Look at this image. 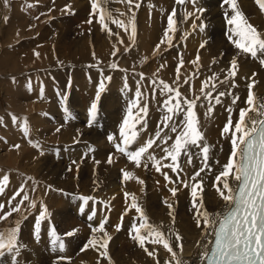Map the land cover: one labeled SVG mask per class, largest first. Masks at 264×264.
<instances>
[{"label": "bare ground", "instance_id": "1", "mask_svg": "<svg viewBox=\"0 0 264 264\" xmlns=\"http://www.w3.org/2000/svg\"><path fill=\"white\" fill-rule=\"evenodd\" d=\"M49 1L50 0H48V4L50 3ZM69 3H71V1ZM135 3L140 6H132V12L135 13L134 22L136 32L134 41H130V43L128 42L131 34L130 29L126 31L125 27H118L116 23H112L111 21L106 22L105 26L102 27L101 22H99V14L97 13L91 16L90 13L93 11L91 3L85 2L84 4L80 3L82 5L81 10L87 14L89 20H92V24L90 27L89 23L88 27L90 28H86L85 25L87 21L80 19L82 16L79 14L80 18L77 21L80 22L81 27L78 28L80 30V36L78 37L76 48H72V46L66 44L67 46H52L48 50H46V47H41L36 50L35 43L37 44L39 40H33L34 37L32 39L33 41H31L32 37H29V29L27 32H18L19 28H23L24 30L27 23L23 24V26L20 24L17 25L18 22L16 23L12 12L13 4L9 2V4L7 3L9 6L6 7L4 0H0V9L2 7L0 10V64L4 65L3 67L6 68L10 56L3 57V54L4 56L11 55V53L8 54L5 52L7 46L4 47V43L10 48L9 44L24 40L21 42L24 46L22 47L24 50H22L25 51V47L27 48V51H25L26 58L23 59L22 57V59L12 62L13 64L11 63L12 65H9L7 68L8 72L2 70L3 72L0 73V79L2 76H7L5 80L3 79L6 84H9L12 79L19 85L17 89L20 90V88H22L27 94L30 92L29 90H31L30 87L32 83L28 78L31 77L34 79L38 76L39 80H37V87L40 88V83L43 84L44 88L47 89L46 91L49 92L48 95L54 92L56 93V88L59 87L58 90L61 91L59 96H66L70 99L69 101H79L81 105L85 107L84 113L88 111L90 104L95 101L101 110L100 112H104L107 118V120L104 121L106 132L108 130L111 132L112 130L111 134L116 137V143L119 142V126L124 116L127 114L129 102L135 98L139 85V90L142 93L139 103L141 107L145 104L148 106L147 116L145 118L146 126L140 131L135 143L132 144L129 150H136L139 146L143 145L146 140L153 137L160 121L166 114L161 105L168 97L166 95H161L160 89L162 85L159 83L160 81L166 82L173 88H178L181 96L187 97L189 100H193L197 96H200L201 99L196 101L195 111L201 126L200 130L205 136L204 142L211 145V150L208 160L210 170L205 169V171L201 172L200 177H198V179L203 180V191L198 194L202 200L203 210H207L210 216H216L227 208L215 187V177L223 170V166L228 162L232 150L230 134L231 131L234 130V127L230 129L229 134L222 135L221 132L230 116L233 119L234 125L235 121L239 120L240 110L250 107L245 101L247 100L249 92L248 84L251 83L253 79L255 80L254 87L252 88L254 97L258 98L260 101H264V66H261L259 61L251 58V56L239 53L229 41V26L225 20V12L228 11L229 15H231V9L227 5H224L222 0H196L195 7L191 0H186L184 4H177L176 0H135ZM34 4L36 3L34 2ZM237 5L248 22L253 25L259 33L264 35V12L261 11L256 0H237ZM37 6H40V4H37ZM50 6L52 7V5ZM58 6H55L52 13L32 17L34 21L31 22V27H36L37 30H41L45 22H49V24L52 25L54 21L57 29L60 27H69L71 21L74 20L72 16V12H74L73 8L80 9V5H69L72 7L71 11L66 9L65 6L61 5L59 8ZM44 7L48 8L49 6H43V10H45ZM70 7L67 8L70 9ZM103 7L111 12L113 18L124 22V24H127L124 15H132V12L128 10L129 5L125 2H120V0H105ZM64 8L66 10H64ZM197 9H203V12H197ZM173 11H175V16L173 18L174 30L170 33L172 44L170 46L167 44L161 45V49L154 54V49L160 42L168 26V14L173 13ZM121 13H123V15H121ZM188 13H194V15L189 16ZM76 16H78V14ZM197 16H199V19L196 18ZM5 17H7V20H5ZM37 17L39 19H37ZM193 23L197 25L196 28H193ZM201 23L205 25L203 31H201L199 27ZM73 25L74 24H71L70 28H72ZM42 28L44 31L42 36L48 35L44 27ZM108 29L111 30V35ZM77 31L78 30H76V33ZM34 33L36 34L35 31ZM2 39H4V42L1 41ZM120 41H122V43ZM127 42L129 44L125 45ZM31 43L34 48L28 46ZM202 44L204 45L203 47H201ZM126 48L128 49L127 51L125 50ZM114 50L116 51L115 56L113 55ZM16 51L18 52V50ZM92 51L93 53L90 54ZM233 57L237 59L238 71L234 79H229L222 83L221 81H224L227 70L230 68V61ZM181 60H183V65L179 70L180 79L176 82L177 67L180 65ZM141 61H143V63ZM113 63L117 65L116 68L110 66ZM162 65L163 67H161ZM74 68L77 69L74 70ZM95 68H101L102 70L99 71L97 69L95 71ZM103 69L105 71H103ZM30 72L32 75L29 74ZM141 73L144 77L143 80H141ZM253 73H255L254 77L252 75ZM213 74L217 76V79L214 81L216 91L213 92V96H216L219 92H224L225 95L220 98L221 102L219 104H216L215 100H212L214 108L209 115L207 114L209 102L203 98L200 90L202 83L212 77ZM109 77L110 79H106ZM102 80L105 88L100 94L99 99L96 100L97 87ZM154 80L156 81L155 84L152 83ZM4 81L1 83H4ZM185 81L187 82L185 83ZM1 83L0 85L2 86ZM125 83H127V88H125ZM233 83L235 87H232ZM34 84L36 85L35 81ZM56 84L58 86L54 87L53 85ZM6 86H4V88ZM211 86L212 84L210 82L208 87L205 88V92L210 91ZM9 89L10 88H8V90ZM1 92L2 90H0V100L2 101L4 95L2 97ZM229 92H231L232 95H228L227 93ZM44 94L47 97L46 92ZM28 97H26V100L30 102L31 99ZM233 97H239L235 104L232 102ZM32 103L34 104V102ZM173 103H175V101H173ZM1 106L2 104H0V112L4 114V110H6L4 108L6 107L3 106L4 108L2 109ZM33 106H29L27 110L21 112L25 114L23 116L21 115L22 118H19L20 120L15 123L12 122L13 120L6 122L0 119V178L5 175L9 177L4 192L0 194V204L4 205V208L0 210V215L8 212L10 208L15 207L25 194H27L29 198L24 201L22 212H13L6 222H0V230H4L9 226H15L19 223L20 231L18 237L20 239H25L26 237H28V239L29 237L32 238L31 241L33 242H30L31 244L28 242L29 245L26 243L28 246L24 245L25 247H22L23 245H21L19 248L18 255L16 256L18 264H176L171 253L167 251L162 244L152 243L146 240L144 247H141L130 237L129 230L133 223H140L138 218L139 214L134 208L130 207L132 196L135 197L136 202L146 215L148 222L159 228L184 264H205L203 254L209 250V241L213 239V237L207 233L211 232L212 229L209 228L205 230L203 223H201L200 227L197 226L194 215L195 209L192 208V198L190 195L191 184L193 183L190 177L202 167V160L198 148L194 146L190 148L189 154L191 155L192 163L187 162V156L183 154L180 156L179 162L182 170H180L178 174L172 172L171 168H161V171L157 172L155 168L152 167V163L147 160V154L143 158L141 166L136 167L134 163L128 160L127 156L116 151L114 143H95L90 148L88 147L87 150V147H81L79 150V146L76 147L75 142L78 141L81 135L83 136L82 138L86 140L87 136L90 137L91 135V132L88 133L89 127L87 126L85 127L88 129L81 128L80 131H82L79 132L73 130L75 127H73L72 130L69 129L74 124L70 125L71 127L69 126L68 129L66 127L67 124L66 126L64 125L66 129L63 128L64 132L61 131L62 134L64 133L63 137L57 139L55 144H52L54 141L50 142L45 140L44 137L41 138V131L40 137L34 135L32 139V132L34 131L32 126L30 123L28 125H22V122L23 119L28 118V113L34 110ZM229 108L231 112L228 111ZM12 111L15 112L13 108H11L9 112ZM37 112H40V110H37ZM53 112L54 111L50 112V115H53ZM100 112L98 113L99 116ZM44 113L42 112V116ZM6 115L5 113V116ZM9 115L11 114L9 113ZM64 115H66V113H64ZM38 116H40V114H38ZM248 116L254 120L264 119V117L259 116L256 112H249ZM15 117L17 118V116ZM43 117L46 119L45 116ZM87 117L88 116H86V119H88ZM32 118H34V116ZM182 120L183 114L174 117V121L177 123ZM34 121L36 120H33V122ZM86 121L83 120L84 124ZM42 122L41 123L44 124V121ZM44 126L43 128L45 130L46 127ZM160 126L162 127V125ZM25 127H27V135L23 130ZM140 127V125H137L138 129ZM247 127H253L250 120L247 122ZM35 129L38 130L37 128ZM2 131L4 133H2ZM104 131L103 134L105 133ZM164 131L168 137L172 138L168 141V144L171 145L175 140L176 133L167 129ZM59 132L60 131H58L56 135H58ZM10 134H12V137L9 136ZM49 139L51 140V138ZM99 139L101 138L99 137ZM94 140L98 141V139L95 138ZM74 143L75 150L65 152L70 146L72 147ZM15 145H19V148L14 147ZM33 145H38V147H33ZM164 147H166V145L157 141V144H154L153 147L149 149V153L154 155L157 159H160L165 155L162 150ZM3 150L8 153L5 154L6 157L2 155L3 153L1 154ZM36 150L38 155L35 154ZM109 154L112 155L111 163H108ZM88 155L93 157V161L88 165H80L86 172L82 178L87 185L93 186L95 184H93L94 180L92 179V175L97 167L100 168V166L103 165L102 169L104 170V181L101 187L103 192V197L100 201L101 204L96 208L90 205V210L93 208L91 211L87 209L89 205L83 206V201L80 199L88 195V187L85 183L80 184L77 190L76 188H72V184L74 183L71 184V182H69L71 187L67 184L66 188L63 184L65 191L61 190V192L57 193H55L54 190H49L48 186L46 187L48 181L55 183L57 180L55 174H50L48 177L46 175V170L51 166H58L60 169L63 168L67 173H73L76 163L78 161L84 162ZM101 157L102 164H100ZM95 160H99V163H95ZM144 163L148 164L147 168L143 166ZM162 163L167 164L170 163V161L163 160ZM48 164L50 167H47ZM78 168H76V170ZM122 169L133 173L134 178L128 181H122ZM163 173H167L173 182L169 183L166 181ZM96 174L95 172V175ZM74 178L72 179L74 180ZM135 178L142 180L143 184L138 183ZM79 179H77V181ZM181 180L186 181L189 187H184V185L180 183ZM228 182L233 188H235L238 183L234 180L233 175L228 177ZM39 185L41 186L39 187ZM58 185L56 186L59 187ZM22 186L23 191H20ZM172 187L178 188L175 197H173L169 191ZM220 187H222V185H220ZM17 192H19V195H15ZM125 193H129L130 195L126 198ZM14 195L15 199H12ZM70 196H72V200H70ZM90 197L93 198L91 202L94 201L96 203L99 201V197H96L98 198L97 200L93 194H91ZM76 199L79 204H77L78 206L74 204ZM10 201L11 203H9ZM30 201L35 202V207L29 206ZM168 204L172 205L171 215L169 214L170 209ZM42 205L47 210V217L40 224L39 232H41V234L35 236L34 226L40 215ZM85 208V211L82 210ZM69 209L73 210V217ZM93 212H95V216L90 221L88 216ZM105 218H107V222L105 223L104 230L111 237L107 246V253L108 257H110V261L107 258L101 257L96 248L91 245L87 248L84 247L93 235L98 238L104 236V232L93 234L92 226H98ZM88 225L90 226L88 227ZM117 225H121L119 231H117ZM52 228L55 229L57 235L64 242V251L62 252L50 241V229ZM73 230L75 231L72 236L65 235L67 232ZM177 234L181 237L179 241L176 239ZM133 235H135V233H133ZM145 248L153 252L154 255H148ZM0 258L3 262L12 264V255L5 254ZM61 259L64 262H61Z\"/></svg>", "mask_w": 264, "mask_h": 264}, {"label": "snow or ice", "instance_id": "2", "mask_svg": "<svg viewBox=\"0 0 264 264\" xmlns=\"http://www.w3.org/2000/svg\"><path fill=\"white\" fill-rule=\"evenodd\" d=\"M120 2H125L129 5V12H132L133 5H135V7L140 6L135 3V0H120ZM176 2L177 4H184L186 0H176ZM191 2L195 7L196 0H191ZM90 3L93 10L90 15L94 16L98 13L100 16L99 22H101L102 27L105 26L106 22L111 21L112 23H116L118 27H125L126 31L130 29L131 34L129 39L130 41H134L136 32L134 12H132V16L128 18L127 24H124V22L113 18L111 12L103 7L105 0H90ZM222 3L231 9V15H229L228 11L225 12V20L229 26V41L239 53L251 56V58L258 60L261 66H264V35L259 33L257 29L248 22L244 14L239 10L237 0H222ZM256 3L261 11L264 12V0H256ZM5 4H7V0H5ZM28 6L31 7V5ZM196 11L202 13L203 9H197ZM121 15H123V13H121ZM188 15L191 16L194 15V13H188ZM174 16L175 11L168 14V26L165 29L160 42L156 45L154 54L161 49V45L167 44L170 46L172 44L170 33L174 30ZM196 18L199 19V16ZM37 19L39 18L37 17ZM5 20H7V17H5ZM91 22L92 20L90 19L88 23ZM196 27L197 25L193 23V28ZM199 27L200 30L203 31L205 25L201 23ZM108 31L111 35V30L108 29ZM120 42L122 43V41ZM203 46L204 45L202 44L201 47ZM125 50L127 51L128 49L126 48ZM113 55H116L115 50L113 51ZM141 62L143 63V61ZM182 65L183 60L180 61V65L177 67L176 82L180 79L179 70ZM110 66L112 68L117 67L115 63ZM161 67H163V65ZM237 71V59L236 57H233L230 61V68L227 70V75L225 76L224 81L221 82L223 83L229 79H234ZM252 75L254 77L255 73ZM106 79H110V77ZM143 79L144 77L141 73V80ZM216 79L217 76L213 74L212 77L202 83L200 90L203 98L209 102L207 107V114L209 115L214 108L212 100H215V103L219 104L221 102L220 98L225 95L224 92H219L216 96H213V92L216 91L214 83ZM186 82L187 81H185V83ZM210 82L212 84L211 90L205 92V88L208 87ZM152 83L155 84L156 81L154 80ZM159 83L162 85L160 89L161 95H166L168 98L165 99L161 105L166 114L160 121L154 136L146 140L144 144L139 146L136 150H129L132 144L135 143L140 131L146 126L145 118L147 116L148 106L145 104L141 107L139 103L142 93L140 92L138 85L135 98L129 102L127 114L124 116L123 121L119 126V142H115L116 137L112 134L107 136L108 141L114 143L116 151L127 156L128 160L134 163L136 167L141 166L143 158L147 154V160L152 163V167L155 168L157 172H160L161 168H171V171L177 174L182 170L179 162L180 156L182 154L187 156V162L192 163V158L189 154L190 148L193 146L198 148L202 160V167L190 177L191 181H193L191 184L190 195L192 198V208L195 209L194 215L197 226L200 227L201 223H203L205 230L209 228L212 229L211 232L207 233L213 237V240L209 241L211 247L203 254L205 264H264V119L254 120L248 116L249 112H256L259 116L264 117V101H260L258 98L254 97L252 91L255 80L253 79L252 82L248 84L249 92L245 103L250 107L247 109L242 108L240 110L239 120L235 121L234 125L233 119L230 116L221 132L222 135L229 134L230 129H233L234 127V130L231 131L230 134L232 150L228 162L223 166V170L215 177V187L227 208L216 216H210L207 210H203L202 200L198 194L203 191V180L198 179V177H200L201 172L205 171V169H209L208 160L211 150V145L204 142L205 136L200 130L201 126L195 111L196 101L200 100L201 97L197 96L195 99L189 100L187 97L181 96L178 88H173L164 81H160ZM232 87H235L234 83L232 84ZM104 88L105 85L102 80L97 87L96 100L99 99ZM125 88H127V83H125ZM227 94L232 95L231 92ZM66 99V96H62L61 103L64 104ZM238 99L239 97H233V104H235ZM173 101H175V103H173ZM63 110L66 113V119H70L71 117L68 115V109L65 107ZM228 111L231 112V109L229 108ZM97 114L98 104L93 101L90 104L87 113V126L91 127L94 125ZM181 114H183V120L179 123L175 122L174 117ZM12 118L15 123L16 117L13 116ZM248 120L251 121L253 127H247ZM24 124L26 125L27 122L25 121ZM137 125H140L141 127L138 129ZM160 125H162V127ZM165 129L176 133L175 140L171 145L168 144V141L172 138L166 135V132L164 131ZM23 130L27 135V127ZM57 131H59V129H57ZM257 132L258 136L254 138L253 134ZM157 141L166 145V147L162 149L165 155L160 159H157L154 155L149 153V149H151L154 144H157ZM14 147L19 148V145H15ZM33 147H38V145H33ZM163 160H169L170 163L163 164ZM111 162L112 155L109 154L108 163ZM96 163L98 164L99 161ZM143 166L147 168L148 164L144 163ZM121 171L122 181H128L134 178L133 173L123 169ZM163 174L166 181L169 183L173 182L167 173ZM230 175H233L234 180L238 182L235 188H233L228 182V177ZM8 179L9 177L7 175L0 178V194L4 192ZM135 179L138 183L143 184V181L139 180V178ZM180 183L186 188L189 187V184L186 181L181 180ZM220 185H222V187H220ZM20 191H23V186ZM169 191L172 196L175 197L178 188L172 187ZM15 195H19V192ZM15 195L12 199H15ZM129 195V193H125L126 198ZM28 199V195L25 194L15 207L10 208L8 212L0 215V222H6L13 212H22L23 203ZM80 199L85 205L90 200H93L92 197H81ZM9 203H11V201ZM29 206L35 207V202L30 201ZM130 207L134 208L139 214L138 218L140 221L139 224L133 223L129 230L130 237L141 247H144L146 240L152 243L162 244L163 247L171 253L176 264H184L159 228L148 222L146 215L136 202L134 196H132ZM168 207L170 209L169 214L171 215L172 205L168 204ZM3 208L4 205L0 204V210ZM94 216L95 212L91 213L88 216V219L91 221ZM46 217L47 210L42 205L40 215L34 226L35 236L39 235L40 224L46 219ZM106 222L107 218L102 220L98 226H92L93 234L104 232V236L98 238L93 235L84 247L87 248L91 245L96 248L101 257L107 258L110 261V257H108L107 253V246L111 237L104 230ZM116 228L117 231H119L121 225H117ZM19 231V223L15 226H9L4 230H0V257L5 254L12 255V264H18L16 256L21 247L18 242ZM74 231L75 230L69 231L65 235L72 236ZM133 233H135V235H133ZM176 239L179 241L181 237L177 234ZM50 241L59 251H64V242L57 235L54 228L50 229ZM145 251L148 252V255L150 256L154 255V253L148 251L147 248H145Z\"/></svg>", "mask_w": 264, "mask_h": 264}, {"label": "rangeland", "instance_id": "3", "mask_svg": "<svg viewBox=\"0 0 264 264\" xmlns=\"http://www.w3.org/2000/svg\"><path fill=\"white\" fill-rule=\"evenodd\" d=\"M10 3H12L13 4V10H12V12H13V17L15 18V21H16V23H17V25L18 24H20V25H22L23 26V24H26V27H25V29L23 30V28L21 29V28H19L18 30V32H21V31H23V32H27V30H28V32H29V37H32L31 38V41H33V40H39L38 41V43L36 44L35 43V48H37L36 50H38V49H40L41 47H46V50H48L50 47H52V46H54V47H59V46H72V48H76V43L78 42V37L80 36V30L78 29V28H80L81 27V25H80V22H78L77 20L80 18L79 17V14H80V16H82L80 19H82V20H86L87 21V23H86V28H90L91 27V24L92 23H90V25H89V23H88V21H89V19H88V17H87V14L86 13H84V12H82V10H81V8H82V5L81 4H84L85 2H90V0H82V1H80V0H57V2H56V0H50L49 2L50 3H52V4H48V0H7V3L9 4V2ZM37 1H38V3H37ZM61 1V2H60ZM68 1V2H67ZM71 1V3H69ZM4 2H5V0H4ZM34 2L36 3V4H34ZM56 2V3H55ZM60 4H59V3ZM53 3H54V5L55 6H58V8L62 5V6H65L66 7V9H68L69 11H71V8L72 7H70V6H77V5H80V9H75V8H73L74 9V12H72V16H73V18H74V20H72L71 21V23H70V26H71V24H74L73 25V27L72 28H70V26L69 27H67V28H58L57 29V27L55 26V21L53 22V24L51 25V24H49V22H45L43 25H42V27H44V30L46 31V32H48L47 34L48 35H45V36H42V34H43V28L41 27V30L39 29V30H37V28L36 27H31V21H32V18H30V17H28L27 18V15H29V14H32V13H34V15L36 16V15H45V14H49V13H52L53 11H54V8H55V6L53 5ZM58 3V4H57ZM66 3V4H65ZM77 3V4H76ZM81 3V4H80ZM8 4H6V7H8L9 5ZM37 4H40V6H37ZM42 4V5H41ZM28 5H31V7H29ZM50 5H52V7L50 6ZM70 5V6H69ZM43 6H49L48 8H49V10H48V8H46V7H44L45 8V10H43ZM67 7H70V9L69 8H67ZM40 8H42V9H40ZM1 9H2V7H1ZM0 9V10H1ZM16 9H18V10H16ZM52 11H51V10ZM65 8H64V10H66ZM3 10H4V8H3ZM37 10V11H36ZM39 11V12H38ZM36 12H38L39 14H36ZM81 13H84V14H81ZM78 14V16H76ZM16 15H18V16H16ZM20 15V16H19ZM41 15V16H42ZM86 15V16H85ZM125 16V19L126 20H128V18L129 17H131L132 15L131 14H129L128 16L127 15H124ZM19 17H20V20H19ZM26 20H25V19ZM30 18V19H29ZM44 18H46V17H44ZM76 18V19H75ZM87 18V19H86ZM17 20H19V21H17ZM25 22V23H24ZM78 22V23H77ZM30 23V24H29ZM30 25V26H29ZM50 25H51V28H50ZM88 25L90 26V27H88ZM25 26V25H24ZM31 27V28H30ZM55 27V28H54ZM35 28V29H34ZM46 28V29H45ZM70 28V29H69ZM74 28V29H73ZM33 29V30H32ZM65 29V30H64ZM37 30V31H36ZM64 30V31H63ZM76 30H78L77 31V33H76ZM90 30V29H89ZM34 31L36 32V34L34 33ZM40 31V32H39ZM70 31V32H69ZM33 32V33H32ZM5 34V33H4ZM38 34V35H37ZM70 35H72V36H70ZM78 35V36H77ZM2 36H4V35H2ZM41 36V37H40ZM35 37V38H34ZM34 38V39H33ZM74 38V39H73ZM33 39V40H32ZM63 39V40H62ZM2 42H4V39H2L1 40ZM22 41H24V40H20V41H18V42H16V43H12V44H9V46H10V48L8 47V45L6 44L5 45V43L3 44V46L4 47H6L7 46V49L5 50V52H7L8 54H10L11 53V55H6V56H4V54H3V57H8V56H10L9 58H10V60H8V66L9 65H12L13 63L12 62H14L15 60H20V59H22V57H23V59L24 58H26L25 56V54H26V52L25 51H27V48L25 47V51H23L24 50V48H22V47H24L23 45H22ZM58 42H60V43H58ZM129 43H130V40L128 41ZM126 43L125 45H128L129 43ZM56 43V44H55ZM39 44V45H38ZM47 44V45H46ZM65 44V45H64ZM67 44V45H66ZM22 45V46H21ZM16 46V47H15ZM27 46V45H26ZM28 46H31V47H33L34 48V46H33V44L31 43V44H29ZM36 46H38V47H36ZM13 48V49H12ZM9 49V50H8ZM23 49V50H22ZM86 49V48H85ZM8 50V51H7ZM16 50H18V52L16 51ZM88 50V49H87ZM13 51V52H12ZM93 53V51L90 53V54H92ZM15 54V55H14ZM8 58V59H9ZM11 59H13V60H11ZM118 62H120V61H118ZM10 63V64H9ZM12 63V64H11ZM4 65H2V64H0V73H2L4 70H6L7 72H8V70H7V68H8V66L5 68V67H3ZM68 67V66H67ZM5 68V69H4ZM77 68H74V70H76ZM102 70L101 68H95V71L96 70ZM3 70V71H2ZM103 71H105L104 69H103ZM88 72V71H87ZM28 74V73H27ZM30 75H32L31 74V72L29 73ZM4 77V78H3ZM7 77V76H6ZM5 76H2V80L0 79V83L1 82H3L4 80H5V78H6ZM23 77V76H22ZM39 77L37 76V77H35L34 79L33 78H28L30 81H32V83H31V87H30V89L31 90H29L30 92H28L27 94H26V92L24 91V90H22V88H20V90H18L17 89V86H19L14 80H12L11 79V81H10V83L8 84H6L5 83V81H4V83H1L2 84V86L0 85V90H2V92H1V94H2V97H3V95H4V99H2V101L0 100V104H2V106H1V108L3 109L4 107H6V108H4V109H6V110H2L3 112H4V114L2 113V112H0V119H3V120H5L6 122H9V120H13V118H11V117H13V116H17V120L15 121V122H17V121H19L22 117H21V115L23 116L25 113H21V112H23V111H25V110H27L28 108H29V106H33L34 107V110L33 111H30L29 113H28V121H27V119H23V122H22V125L24 124V122L26 121L27 122V124L26 125H28L29 123H30V125L32 126V128H33V132H32V139H33V137H34V135H36V136H39L40 134H41V132H42V134L40 135V136H42L41 138H43L44 137V139L45 140H48V141H50V142H53L54 141V143H52V144H55L56 142H57V139H60L61 137H63V134H62V132L61 131H63L64 132V129L63 128H65L66 129V127H67V129L69 128V126L70 125H73L71 128H69V129H71L72 130V128L73 127H75V129L73 128V130L74 131H79V132H81L80 131V129L82 128H85V129H88L87 127H89V126H87V124H86V120H88V119H86V116H87V113H88V111L87 112H85L86 113V116H85V113H84V108L85 107H83L82 105H81V103L78 101H75V102H73V101H69L70 99L69 98H67L66 99V101L64 102V104H62L61 103V96H59V93L61 92V91H59L58 90V88L59 87H57L55 90L57 91L55 94L54 93H52V94H50V95H48V93L49 92H47L46 90V88H44V85L43 84H41L40 83V88L39 87H37L38 86V81L37 80H39L38 79ZM4 79V80H3ZM33 79V80H32ZM28 80V81H29ZM15 83H14V82ZM34 81L36 82V85L34 84ZM42 82V81H41ZM17 84V85H16ZM29 84H30V82H29ZM55 84V83H54ZM6 86L5 88H4V86ZM33 86V87H32ZM54 87H56V86H58L57 84L56 85H53ZM52 86V87H53ZM3 87V88H2ZM10 88L9 90H8V88ZM2 88V89H1ZM43 88V89H42ZM12 89V90H11ZM34 89V90H33ZM38 89V90H37ZM40 89V90H39ZM6 92H5V91ZM43 90V91H42ZM45 90V91H44ZM15 91V92H14ZM33 91H36V92H33ZM39 91V92H38ZM40 92H41V94H40ZM43 92V93H42ZM46 92V95H47V97L45 96V93ZM5 93V94H4ZM11 93H13V94H11ZM38 93V94H37ZM40 94V95H39ZM42 94H43V96H42ZM12 95V96H11ZM54 95H55V97H54ZM29 96V97H28ZM59 96V97H58ZM64 96V95H63ZM17 97V98H16ZM18 97H19V99H18ZM26 97H28L29 99H31V101L32 102H34V104L30 101H28L27 102V100H26ZM57 97V98H56ZM61 97V98H60ZM8 98V99H7ZM33 98V99H32ZM15 99V100H14ZM22 99V100H21ZM12 100V101H11ZM49 101V102H48ZM57 101V102H56ZM8 102V103H7ZM18 102V103H17ZM21 102V103H20ZM41 102V103H40ZM11 103V104H10ZM48 103V104H47ZM14 104H16V105H14ZM31 104V105H30ZM33 104V105H32ZM36 104V105H35ZM21 105V106H20ZM39 105V106H38ZM4 106V107H3ZM7 106H8V108H7ZM20 106V107H19ZM63 106H64V108L66 107H68L67 109H68V115L71 117L69 120L68 119H66V115H64V113H65V111L63 110L64 108H63ZM79 106V107H78ZM81 106V107H80ZM13 108V110H15V112L14 111H12V112H9V111H11V108ZM17 107V108H16ZM28 107V108H27ZM39 107V108H38ZM41 107H43V108H41ZM49 107V108H48ZM52 108V109H51ZM83 110H82V109ZM76 109V110H75ZM80 109V110H79ZM36 110V111H35ZM37 110H40V112H37ZM42 110V111H41ZM54 111L53 112V115H50V112H52V111ZM20 113H19V112ZM47 111V112H46ZM72 111V112H71ZM101 110L99 109V107H98V113L100 112ZM42 112L44 113L43 114V116H45L46 117V119L42 116ZM5 113L7 114L6 116H8V117H6L5 116ZM9 113L11 114V115H9ZM40 114V116H38V114ZM55 114V115H54ZM57 114V115H56ZM60 114V115H59ZM84 114V115H83ZM102 114V115H101ZM64 117H63V116ZM73 115V116H72ZM80 115V116H79ZM34 116V118H32ZM35 116H37L39 119H40V117H41V121L37 118V117H35ZM99 116V114H97V117ZM102 116V117H101ZM30 117V118H29ZM74 117V118H73ZM101 117V118H100ZM104 117V118H103ZM20 118V119H19ZM88 118V117H87ZM106 117H105V115H104V112H100V116L98 117V121H97V119L95 120V122H94V125L93 126H91V127H89V129H88V133H90L91 135H90V137L89 136H87V140L86 139H83L82 137V135L80 136L81 137V139H80V137H79V139H78V141H76L75 143H76V145H75V143L72 145V147L70 146V148L69 149H67L65 152H71V150L72 151H74L75 150V146L77 147V146H79L78 147V149L80 150V148L82 147V148H86V147H91V146H93V144H98V143H100V144H102V143H109V141H108V139H107V136L109 135V133L111 134V132H112V130H111V132H110V130H108L107 132H106V129H105V127H104V121L105 120H107V118L105 119ZM31 119V120H30ZM36 120V121H34L33 122V120ZM61 119V120H60ZM75 119V120H74ZM81 119V120H80ZM85 120L86 122H85V124H84V122H83V120ZM58 120V121H57ZM76 120H77V122H76ZM42 121H44V124H45V126H44V124H42L43 122ZM61 121V122H60ZM75 121V122H74ZM12 122H14V121H12ZM42 122V123H41ZM67 122V123H66ZM72 124H71V123ZM41 123V124H40ZM80 123V124H79ZM66 124H67V126H66ZM69 124V125H68ZM76 124H77V126H76ZM101 124H103L102 126H101ZM25 125V124H24ZM44 127H46L45 128V130H44V128H43V126ZM66 127H65V126ZM19 126V125H18ZM37 126V127H36ZM58 126V127H57ZM85 126H87V127H85ZM37 128L38 130H36L35 128ZM77 127V128H76ZM101 127H103V128H101ZM95 128V129H94ZM57 129H59V134L58 135H56L57 133H58V131H57ZM77 129H79V130H77ZM101 129V130H100ZM46 130H47V132H46ZM90 130V131H89ZM105 132L104 134H103V131ZM41 131V132H40ZM43 131H44V133H43ZM51 131V132H50ZM38 132H39V134H38ZM46 132V133H45ZM2 133H4L3 131H2ZM37 133V134H36ZM93 134V135H92ZM94 134H95V136H94ZM99 135V136H98ZM113 135V134H112ZM10 137H12V134H10L9 135ZM39 136V137H40ZM59 136V137H58ZM98 136V137H97ZM58 137V138H57ZM95 139H98V141H96V140H94V138ZM99 137L101 138V139H99ZM104 137V138H103ZM106 137V138H105ZM49 138H51V140L49 139ZM54 138H55V140H54ZM93 138V139H92ZM103 138V139H102ZM81 140V141H80ZM86 140V141H85ZM101 140V141H100ZM59 141V140H58ZM89 141V142H88ZM87 142V143H86ZM102 142V143H101ZM79 143V144H78ZM81 143V144H80ZM75 145V146H74ZM89 145H91V146H89ZM74 147V148H73ZM72 148V149H71ZM3 153V154H2ZM38 152H37V150H36V152H35V154L36 155H38L37 154ZM1 154L3 155V156H5L6 157V155L5 154H8L6 151H2L1 152ZM11 154V153H10ZM35 155V156H36ZM91 157V155H88V157H87V159L86 160H88V161H86V160H84V162L83 161H78L77 163H76V165H75V170H74V172L72 173H67L63 168H59L58 166H51L50 167V165L48 164L47 165V167H50L48 170H46V175H47V177L50 175V174H55V177H57V180H56V182L54 183V182H49L48 181V183H46V187L48 186L49 188V190H54L55 191V193H57V192H61V190L62 191H65L64 190V187L66 188L67 187V184H69L68 186L69 187H71V185H70V183L69 182H71V184L72 183H74V184H72V188H76V190H77V188H79L80 187V184H83V183H85L84 182V180H83V176H84V173H86L85 172V170L82 168V166H84V165H88L91 161H93V157ZM82 160V159H81ZM101 161H100V164H102L101 162H102V157H101V159H100ZM99 161V160H98ZM81 162V163H80ZM97 162V160H95V163ZM24 163V162H23ZM80 163V164H79ZM26 164H27V162H26ZM80 165H82V166H80ZM79 168H78V167ZM97 166H99V165H97ZM103 165H101L100 166V168H98L97 167V169L96 170H94L93 171V175H92V179L94 180V182H93V186H89V185H87L86 183V186L88 187H86L85 186V189L87 190V192H88V195L86 196V197H90L91 196V194H93L94 195V197L96 198V197H99V203L98 202H94V201H92L91 202V200L86 204V206L87 205H89V207L87 208V209H89L90 210V205H92V207L93 208H96V207H98V205L100 206V201H101V199H102V197H103V192H102V186H103V181H104V170L102 169L103 167H102ZM59 168V169H58ZM76 168H78L77 170H78V174H77V170H76ZM81 170V171H80ZM75 172H76V174H75ZM81 172V173H80ZM95 172L97 173L96 175H95ZM100 172H101V175H100ZM61 174V175H60ZM69 175H70V178H69ZM54 176V175H53ZM94 176V177H93ZM75 177V178H74ZM77 177V178H76ZM80 179H79V178ZM72 178H74V180L72 179ZM60 179V180H59ZM77 179H79L78 181H77ZM67 180V181H66ZM100 180V181H99ZM77 181V182H76ZM100 183H99V182ZM66 182H68V183H66ZM78 183V184H76V183ZM80 182V183H79ZM82 182V183H81ZM98 182V183H97ZM59 184V185H58ZM63 184H64V187H63ZM76 184V185H75ZM51 185V186H50ZM56 185H58L59 187H57ZM61 185V186H60ZM78 185V186H77ZM41 185H39V187H40ZM54 187H55V189H54ZM95 187V188H94ZM53 188V189H52ZM56 188H57V190H56ZM59 188H61V189H59ZM92 188V189H91ZM41 189H42V187H41ZM91 189V190H90ZM97 191H96V190ZM43 190V189H42ZM60 190V191H59ZM75 190V189H74ZM91 191V192H90ZM90 192V193H89ZM90 194V195H89ZM96 194V195H95ZM100 195V196H99ZM97 200H98V198H96ZM70 200H72V196H70ZM76 201V202H75ZM74 201V204L75 205H77L78 204V202H77V199ZM93 203V204H92ZM98 203V204H97ZM74 205V206H75ZM79 205V204H78ZM77 205V206H78ZM83 206H85V204L83 205ZM92 208V209H93ZM91 209V210H92ZM82 210H86V208L85 209H82ZM90 210V211H91ZM69 211L70 212H72V213H70L71 214V216L73 217V210H70L69 209ZM76 213V212H75ZM90 213V212H89ZM90 225H88V227H89ZM41 234V232H39V235ZM38 235V236H39ZM19 238V237H18ZM30 239V240H29ZM29 239H28V237H26L25 239H18V242H19V244L20 245H23L22 247H25V246H28L29 245V243L31 242H33V241H31L32 240V238H30L29 237ZM29 240V241H28ZM24 242V243H23ZM29 242V243H28ZM22 243V244H21ZM26 243H28V245H26ZM30 243V244H31ZM25 245V246H24ZM1 259V258H0ZM62 259H64V258H62ZM62 259H61V262H64V261H62ZM0 264H7V263H5V262H3L2 260H0Z\"/></svg>", "mask_w": 264, "mask_h": 264}]
</instances>
